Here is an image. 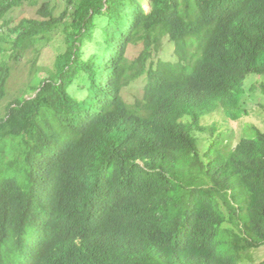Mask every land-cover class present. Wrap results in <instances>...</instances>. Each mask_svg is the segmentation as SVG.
Instances as JSON below:
<instances>
[{
	"label": "trees",
	"instance_id": "1",
	"mask_svg": "<svg viewBox=\"0 0 264 264\" xmlns=\"http://www.w3.org/2000/svg\"><path fill=\"white\" fill-rule=\"evenodd\" d=\"M38 1L0 0V105L29 51L65 44L0 115V264H241L264 247V130L234 147L204 125L236 118L247 80L264 79V0L11 15ZM167 36L175 61L147 66Z\"/></svg>",
	"mask_w": 264,
	"mask_h": 264
},
{
	"label": "rangeland",
	"instance_id": "2",
	"mask_svg": "<svg viewBox=\"0 0 264 264\" xmlns=\"http://www.w3.org/2000/svg\"><path fill=\"white\" fill-rule=\"evenodd\" d=\"M48 1L58 8L57 14L64 11L67 4V0H39L37 6H25L22 9L14 11L11 15L15 18L30 17L37 19L38 9L44 2ZM145 9L148 11L149 7L145 5ZM91 47L92 45L87 44L88 50H90ZM175 48V43L170 41L168 36L163 38L160 49L157 52L158 54H152L151 58L147 61V66H149L152 59H155V61L160 60L162 62L175 61ZM143 49H145V46L133 50L135 59L140 55ZM63 51H65L64 40L61 36L55 34L51 42L45 45L41 44L36 50L29 51V53L22 58V62L13 67L12 76L7 87L8 97L0 105V115L4 113L5 107L10 100L21 95L25 84L28 83L33 73L37 70L46 71L53 69V64L56 61L57 56ZM40 71L39 73L44 75V71ZM263 82L264 79L260 76H252L247 80L245 93L235 110L237 114L236 118L232 119L226 114H216L207 118L204 125L208 128L214 126L219 130L228 132L230 143L234 147L242 137L253 136L256 129L264 130V114L262 111V105L264 104V95L262 93ZM144 86L145 79L142 78L136 81L134 86L125 91L124 96L129 103H133L137 95L143 94ZM30 96L31 94H29L27 98H30ZM253 128H255L254 131ZM209 138L210 133H204L201 139V146H203L205 141ZM204 149L205 148L203 147V150ZM248 257L249 258L244 257L241 264H260L264 261V247L253 249L248 252Z\"/></svg>",
	"mask_w": 264,
	"mask_h": 264
}]
</instances>
